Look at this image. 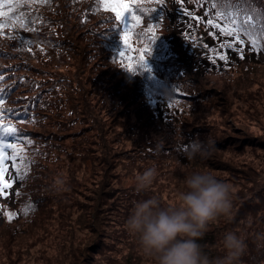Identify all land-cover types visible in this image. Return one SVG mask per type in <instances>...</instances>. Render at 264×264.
I'll return each mask as SVG.
<instances>
[{
  "label": "trees",
  "instance_id": "obj_1",
  "mask_svg": "<svg viewBox=\"0 0 264 264\" xmlns=\"http://www.w3.org/2000/svg\"><path fill=\"white\" fill-rule=\"evenodd\" d=\"M117 4L127 6L119 16ZM255 64L264 66V0H0V147L4 179L20 183L15 204L0 198V264H39L37 253L73 238L84 247L42 261L153 264L126 220L138 200L172 202L192 168L234 188L232 215L201 241L209 257L223 255L231 230L247 241L244 264H264ZM209 138L210 155L190 159ZM153 166L152 186L138 191L136 176ZM58 176L68 190L54 191Z\"/></svg>",
  "mask_w": 264,
  "mask_h": 264
},
{
  "label": "clouds",
  "instance_id": "obj_2",
  "mask_svg": "<svg viewBox=\"0 0 264 264\" xmlns=\"http://www.w3.org/2000/svg\"><path fill=\"white\" fill-rule=\"evenodd\" d=\"M212 141H194L189 158H206ZM157 177L155 166L135 178L138 191L149 189ZM56 192L68 190L67 181L58 176ZM233 186L204 168L190 169L183 188L167 205L152 196L134 203L126 220L130 233L138 238L141 251L153 264H244L248 244L235 231L224 232L219 240L223 255L211 259L201 243L210 224L220 217H230L234 209Z\"/></svg>",
  "mask_w": 264,
  "mask_h": 264
},
{
  "label": "rangeland",
  "instance_id": "obj_3",
  "mask_svg": "<svg viewBox=\"0 0 264 264\" xmlns=\"http://www.w3.org/2000/svg\"><path fill=\"white\" fill-rule=\"evenodd\" d=\"M256 65V66H255ZM255 65H253V67H252V71H253V74H254V76H255V78H258V80L260 79L259 78V75L261 74V72H264V66H262L261 64H259V65H257V64H255ZM262 76V75H261ZM127 108H129V110L131 111V112H134V111H137V112H139L140 113V116L142 117V119H145L146 118V116L148 115V112L146 111V110H143L140 106H136V105H134V106H128ZM175 112V111H174ZM159 113H162L163 114V116L166 118V119H168L169 117V115L171 114V111H166V110H160L159 111ZM170 120V119H169ZM172 120L175 122V123H177V121H178V119L176 118V117H174V118H172ZM178 124V123H177ZM148 132L150 133V131H149V129H148ZM214 152V159H221V158H224V157H222V153L221 152H219V151H217L215 148H214V150H213ZM233 163H234V165H237V166H240L239 164H240V162L239 161H237V160H235V161H233ZM214 172H217L218 173V170H215ZM91 184V183H90ZM89 185V184H88ZM19 186H20V183H17V182H13L12 184H11V188H5V189H8V191H9V194H5V195H2L0 198H9V201H10V203L9 204H11V205H13V204H15L14 203V196H13V194L15 193V191H17L18 189H19ZM90 186H93V185H90ZM4 200H6V199H4ZM1 221H3V218H0V225H1ZM2 231H3V229H2ZM79 231H80V228H78V229H76L74 232H75V234H78L79 233ZM59 239H60V237H59ZM0 240H1V237H0ZM6 241V240H5ZM65 240L64 239H61L58 243L59 244H56V245H54V247L51 249V251L49 252H47L45 255H43V254H41L40 256H39V254L35 251L34 253H37V256H35V258L39 261V264H46L45 262H43L42 260H45V259H47V258H49L50 257V255H51V253H52V258H54V257H56V258H58L57 257V254L60 252V254H59V256L60 257H62V256H64V254H65V256H67L68 255V252H70V251H75L76 250V248H83L84 247V244H82V243H79V242H76L77 240H75L74 238L73 239H70V240H68V241H70V242H64ZM4 243H6V242H3V244ZM2 244V245H3ZM2 245H0V249H1V247H2ZM79 246V247H78ZM126 251V250H125ZM39 252V251H38ZM99 251H97L96 252V254L98 253ZM32 254V253H31ZM39 256V257H38ZM27 259V258H26ZM58 259H60V258H58ZM63 260V262H64V264L66 263V261H65V259H62ZM28 262V261H27ZM26 261H24V262H21V261H19V260H13L12 259V263L11 264H23V263H27ZM4 264H6V263H4ZM27 264H34L33 262H32V260H29V262L27 263ZM101 264H103L102 262H101ZM107 264H109V263H107Z\"/></svg>",
  "mask_w": 264,
  "mask_h": 264
},
{
  "label": "snow or ice",
  "instance_id": "obj_4",
  "mask_svg": "<svg viewBox=\"0 0 264 264\" xmlns=\"http://www.w3.org/2000/svg\"><path fill=\"white\" fill-rule=\"evenodd\" d=\"M127 6L126 5H121V4H117L115 7H113V11H116L117 12V15H121L122 11L126 10ZM220 15H224V13H220ZM234 15L233 14V18H234ZM136 20H138L139 18L136 17L135 18ZM209 24H212L213 21L209 20L208 21ZM237 39H239V37L237 36ZM151 51V49H145V54L147 52ZM221 58H226V57H221ZM143 63L141 65L142 68H147L148 65H147V60H145L143 57H141ZM132 71H134L133 69H130ZM3 141L0 140V146L3 145ZM8 147H11V145H8ZM10 159H15V157H11ZM5 162H4V159H3V151H2V147H0V194H4L3 193V189L4 188H11V183H9L7 180L4 179V172H5Z\"/></svg>",
  "mask_w": 264,
  "mask_h": 264
}]
</instances>
